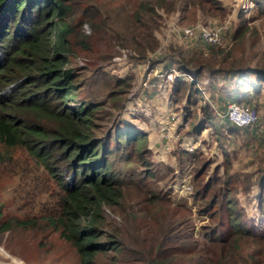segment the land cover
<instances>
[{
  "label": "rangeland",
  "instance_id": "374dc122",
  "mask_svg": "<svg viewBox=\"0 0 264 264\" xmlns=\"http://www.w3.org/2000/svg\"><path fill=\"white\" fill-rule=\"evenodd\" d=\"M141 1H65L75 34L69 37L66 66L76 74L78 87L67 103L75 99L93 102V122L100 132L126 124L142 132L135 144L139 154L123 145L114 148V157H107L123 179L117 205L102 206L104 229L122 248L108 251L107 258L131 261L141 238L155 232L178 235L184 231L191 236L189 243L179 245L170 240L173 247L160 248V255L168 254V264H225L230 261L226 258L233 264H248L250 255L260 260L264 250L258 238L264 237V224L257 196H264V187L255 179L264 170V84L254 95L256 131H232L227 123L218 124L220 115L214 101L230 83L204 70L191 75V80L186 73L178 79H164L158 71L170 58L173 63L169 67L177 72H182L177 69L179 62L188 67L202 62L212 68L221 65L217 59H224L225 52L209 55L200 38L182 35L180 28L195 25H221L220 43L215 46L230 45L229 55L240 64L259 67L264 48V1L217 0L213 8L208 2L166 0L168 9L154 7L157 23L151 30L155 39L152 48L139 38L121 40L114 33ZM144 1L156 4L155 0ZM247 4L251 6L245 7ZM236 28L239 33L233 38ZM228 62L227 57L222 65ZM145 76L147 86L142 85ZM176 80L185 82V96L179 100L171 93ZM204 107L210 110V123L192 131L196 121L207 116ZM125 153L129 154L127 162L118 157ZM6 154L10 158L0 165V222L11 217L37 219L33 227L10 225L0 230V264H79L74 247L37 217L43 214L39 202L55 199L45 192L54 188L52 180L35 168L25 151L14 148ZM213 174L219 182L228 179L232 204L239 206L248 235L227 237L234 212L225 203L218 209L217 203L209 204L206 211L210 195L199 198V188ZM211 227L222 232L220 239L209 233ZM226 241L230 245L222 243Z\"/></svg>",
  "mask_w": 264,
  "mask_h": 264
},
{
  "label": "trees",
  "instance_id": "16d2710c",
  "mask_svg": "<svg viewBox=\"0 0 264 264\" xmlns=\"http://www.w3.org/2000/svg\"><path fill=\"white\" fill-rule=\"evenodd\" d=\"M65 1L0 0V148L4 150L0 152V165L10 158L7 150L18 148L26 152L27 157L36 164L35 168L52 180L54 188L45 192L48 197L54 195L55 199L39 202L43 214L37 217L42 218L44 226L56 231L59 238L74 247L79 264H99L103 258V264H168V254L160 255V248L168 247L170 240H175L179 245L189 243L191 236L186 232L181 231L178 235L176 232H155L141 238L132 250L131 261L107 258L108 251L116 252L122 248L119 240L104 229L102 206L117 205L123 185V179L107 157L115 156L116 146L129 145L131 151H135V144L142 132L127 124L124 128L113 125L107 132H100L93 122L96 112L93 102L75 99L73 103H67L78 87L76 74L66 66L69 37L75 34L69 16L70 6ZM165 1L155 0L156 4L144 0L137 2L129 19L120 29L114 30L116 37L121 40L139 38L143 45L151 43L152 48L155 39L151 30L157 23L154 7L168 9L170 3ZM196 1L199 5L208 2L213 8L218 3L217 0ZM254 1L260 4L264 0ZM262 10L264 13V8ZM239 29L233 30V38ZM204 45L209 55L216 53L217 57L225 52L224 59H217L221 65L212 68L208 66L210 63L202 62L198 66L188 67L179 62L177 69L193 77L204 70L212 76L220 75L222 80L230 83L222 89L219 98L215 97L220 113L229 102L246 104L255 110L254 95L264 84V48L261 51L262 64L249 67L229 55L230 45L215 46L206 42ZM227 57L229 62L224 66L223 60ZM172 63L170 58L162 68H169ZM184 88L183 80L174 81L171 89L174 99L179 100L183 94L185 96ZM204 108L207 116L197 120L192 131L201 130L210 123V110ZM219 118L218 124L227 123L232 131L249 129L254 132L258 125L256 121L236 127L225 117ZM110 139L112 145L109 144ZM136 153L139 154V151L136 150ZM118 157L124 162L129 160L127 153ZM227 183V178L219 182V178L213 174L200 186L199 198H204L208 193L210 198L204 207L217 203L218 209L221 203H225L226 207L233 209L231 229L226 235L246 236L249 231L241 222L239 206L232 204V188ZM255 183L264 187L263 169ZM192 197L200 201L195 195ZM257 202L264 224V196L258 194ZM230 205H233L232 208ZM35 219L36 216L24 219L11 217L0 222V230L10 225L33 227ZM209 233L216 239H220L222 234L214 227L209 229ZM258 239L264 250V237ZM222 243L230 245L228 241ZM196 247L197 244L193 248ZM226 259L230 261L225 264H233L231 258ZM248 264H264V253L260 260L250 255Z\"/></svg>",
  "mask_w": 264,
  "mask_h": 264
},
{
  "label": "built area",
  "instance_id": "2783aa9c",
  "mask_svg": "<svg viewBox=\"0 0 264 264\" xmlns=\"http://www.w3.org/2000/svg\"><path fill=\"white\" fill-rule=\"evenodd\" d=\"M251 4H247L245 7H250ZM222 26H187L180 28V31L183 36L186 37H198L202 41L217 45L220 43V33H221ZM156 73V72H155ZM184 73L189 79L191 80L190 73L187 72H177L173 68H164L163 70L158 71V75L164 77V79L170 80L172 76L180 77ZM156 75V74H155ZM180 75V76H179ZM148 76H145V79L142 82L143 86L149 85L148 83ZM216 114L225 117L229 123L236 127H243L250 124H253L257 121V114L256 111L249 107L248 105H244L242 103L236 102H229L226 104V107L222 113L219 111ZM170 119H173V115L170 116Z\"/></svg>",
  "mask_w": 264,
  "mask_h": 264
}]
</instances>
